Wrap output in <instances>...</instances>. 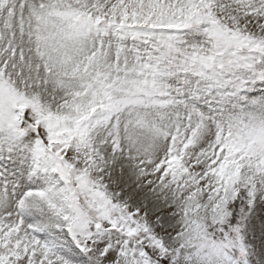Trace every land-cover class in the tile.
Wrapping results in <instances>:
<instances>
[{
	"label": "snow or ice",
	"instance_id": "obj_1",
	"mask_svg": "<svg viewBox=\"0 0 264 264\" xmlns=\"http://www.w3.org/2000/svg\"><path fill=\"white\" fill-rule=\"evenodd\" d=\"M0 264H264V0H0Z\"/></svg>",
	"mask_w": 264,
	"mask_h": 264
}]
</instances>
